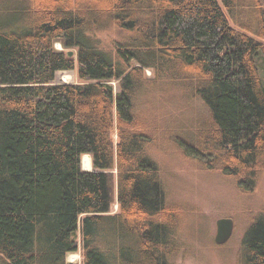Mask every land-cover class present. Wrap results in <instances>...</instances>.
<instances>
[{
    "label": "trees",
    "instance_id": "trees-1",
    "mask_svg": "<svg viewBox=\"0 0 264 264\" xmlns=\"http://www.w3.org/2000/svg\"><path fill=\"white\" fill-rule=\"evenodd\" d=\"M105 31L120 35L112 48ZM76 67L82 83H56ZM263 67L264 0H0V264H74L79 230L84 264H173L185 212L168 198L136 100L165 83L201 102L186 157L253 191ZM238 264H264V212Z\"/></svg>",
    "mask_w": 264,
    "mask_h": 264
},
{
    "label": "rangeland",
    "instance_id": "rangeland-1",
    "mask_svg": "<svg viewBox=\"0 0 264 264\" xmlns=\"http://www.w3.org/2000/svg\"><path fill=\"white\" fill-rule=\"evenodd\" d=\"M99 36L103 44L111 48L114 41L120 39V35L114 31H105ZM56 48L63 49L60 43L56 44ZM73 51L76 52L75 49ZM262 70L264 73V67ZM146 75L149 78L154 76L149 69ZM56 83H82L77 67L74 70L58 72ZM112 84L117 94L119 85L115 81ZM150 87L148 85L142 96L137 98L136 112L138 115L145 112V120L153 128L148 130L153 133L149 152L159 166L168 198L183 207L185 212L178 234L181 249L172 263L238 264V254L245 232L255 216L264 212V172L261 173L256 188L246 191L222 170L209 169L186 157L181 143H193L196 127L203 126L205 122L204 117H201V102L194 97L183 99V90L172 84L164 83L154 90H149ZM113 138L116 146L119 142L117 127ZM83 158V169L93 171V166L86 169L87 163ZM110 173L113 194L110 214H115L119 211L117 167ZM83 217L84 215L80 221ZM221 218H232L235 221L234 234L225 245H217L215 242L217 221ZM77 236L79 251L69 254L67 261L84 264L80 230Z\"/></svg>",
    "mask_w": 264,
    "mask_h": 264
},
{
    "label": "water",
    "instance_id": "water-1",
    "mask_svg": "<svg viewBox=\"0 0 264 264\" xmlns=\"http://www.w3.org/2000/svg\"><path fill=\"white\" fill-rule=\"evenodd\" d=\"M74 51L70 50L68 52L69 56L74 55ZM92 158L90 155H88ZM85 170V169H84ZM88 171V170H87ZM235 231V221L232 218H221L217 221V234L215 237V242L217 245H225L230 241Z\"/></svg>",
    "mask_w": 264,
    "mask_h": 264
},
{
    "label": "bare ground",
    "instance_id": "bare-ground-1",
    "mask_svg": "<svg viewBox=\"0 0 264 264\" xmlns=\"http://www.w3.org/2000/svg\"><path fill=\"white\" fill-rule=\"evenodd\" d=\"M83 161L87 163L86 169H91L92 168V162L91 158L88 155H85L83 158Z\"/></svg>",
    "mask_w": 264,
    "mask_h": 264
},
{
    "label": "crops",
    "instance_id": "crops-1",
    "mask_svg": "<svg viewBox=\"0 0 264 264\" xmlns=\"http://www.w3.org/2000/svg\"><path fill=\"white\" fill-rule=\"evenodd\" d=\"M68 262V261H67ZM71 262H73V261H71ZM68 263H70V262H68Z\"/></svg>",
    "mask_w": 264,
    "mask_h": 264
}]
</instances>
